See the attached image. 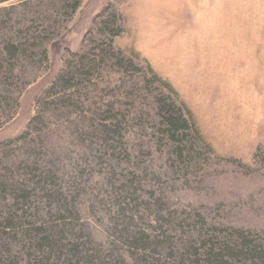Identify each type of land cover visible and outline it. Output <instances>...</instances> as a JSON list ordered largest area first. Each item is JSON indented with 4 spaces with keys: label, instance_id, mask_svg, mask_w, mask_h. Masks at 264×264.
I'll return each instance as SVG.
<instances>
[{
    "label": "rangeland",
    "instance_id": "374dc122",
    "mask_svg": "<svg viewBox=\"0 0 264 264\" xmlns=\"http://www.w3.org/2000/svg\"><path fill=\"white\" fill-rule=\"evenodd\" d=\"M0 185V264L264 245V0H0Z\"/></svg>",
    "mask_w": 264,
    "mask_h": 264
},
{
    "label": "trees",
    "instance_id": "16d2710c",
    "mask_svg": "<svg viewBox=\"0 0 264 264\" xmlns=\"http://www.w3.org/2000/svg\"><path fill=\"white\" fill-rule=\"evenodd\" d=\"M77 7V6H76ZM154 79H157V77L154 75ZM188 115V113H186ZM188 120V119H187ZM182 115H180L179 112L176 113V117H171L165 119L168 131L170 132V140H173V136L175 132L182 129L188 128V121H187ZM2 187V185H0ZM53 232L52 229H50V233ZM129 242L128 246L129 249L134 250L136 253H140L139 257H144V253H146V250H148L147 245L142 240H138V243L135 239H131L128 237ZM142 239V238H141ZM238 242H234L233 244V250L227 249L229 252L227 256L219 255V254H213L212 249L208 251L207 253V259L209 264H255L256 262H261L264 264V245H258L255 244L253 241H249L248 239H245L243 237L237 239ZM84 252V250H80V252ZM133 251V252H134ZM79 250H76L74 253V259L79 258L81 254ZM81 252V253H82ZM143 253V254H142ZM196 255V254H195ZM86 258V264H94V261L92 257L86 255L84 256ZM182 261H184V256H182Z\"/></svg>",
    "mask_w": 264,
    "mask_h": 264
},
{
    "label": "bare ground",
    "instance_id": "6f19581e",
    "mask_svg": "<svg viewBox=\"0 0 264 264\" xmlns=\"http://www.w3.org/2000/svg\"><path fill=\"white\" fill-rule=\"evenodd\" d=\"M182 46V45H181Z\"/></svg>",
    "mask_w": 264,
    "mask_h": 264
}]
</instances>
